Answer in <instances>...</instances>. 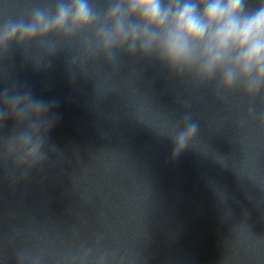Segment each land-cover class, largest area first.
Masks as SVG:
<instances>
[{"label": "clouds", "instance_id": "obj_1", "mask_svg": "<svg viewBox=\"0 0 264 264\" xmlns=\"http://www.w3.org/2000/svg\"><path fill=\"white\" fill-rule=\"evenodd\" d=\"M73 39L111 61L120 53L155 58L224 91L255 95L264 89V0H42L0 23L3 50L33 42L54 48ZM53 104L30 90L0 92V126L13 121L0 141L29 168L45 158L46 133L55 118L46 132L40 122ZM185 119L188 126L176 138L179 151L198 127Z\"/></svg>", "mask_w": 264, "mask_h": 264}]
</instances>
